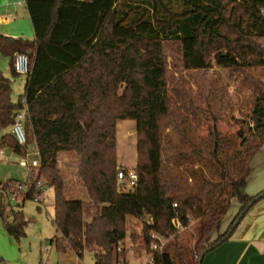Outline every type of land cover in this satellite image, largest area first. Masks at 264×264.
<instances>
[{
	"label": "trees",
	"instance_id": "16d2710c",
	"mask_svg": "<svg viewBox=\"0 0 264 264\" xmlns=\"http://www.w3.org/2000/svg\"><path fill=\"white\" fill-rule=\"evenodd\" d=\"M26 7L34 39L0 33V54L10 59L13 75L17 54H27L31 64L16 103L12 81L0 75V132L11 129L26 99L29 145L40 154L30 179H44L54 189L58 250L80 258L92 253L95 264L125 262L128 251L120 245L134 218L142 222L150 264H200L206 248L225 242L218 245L232 225L207 240L219 232L233 200L241 213L255 198L243 190L264 147V82L253 75L264 71V0H26ZM169 45L178 46L185 70H227L237 75L239 90L253 93L251 112L238 119L235 134L216 126L201 134L211 102L205 109L185 88H173L171 96ZM221 113L212 115L215 122ZM126 120L138 128L139 182L124 192L118 189L116 133ZM28 147L11 132L0 138V150L23 155ZM62 154L77 158L87 201L68 198ZM8 182L22 183L2 186ZM37 193L33 187L18 209L0 196V219L11 237L25 236L28 222L19 207ZM173 219L185 230H177ZM196 226L197 235L187 241L186 232ZM152 232L168 240L162 249H153L160 241Z\"/></svg>",
	"mask_w": 264,
	"mask_h": 264
},
{
	"label": "rangeland",
	"instance_id": "374dc122",
	"mask_svg": "<svg viewBox=\"0 0 264 264\" xmlns=\"http://www.w3.org/2000/svg\"><path fill=\"white\" fill-rule=\"evenodd\" d=\"M22 1L26 2V0H0V18L8 5H15ZM23 18H25V20H22ZM17 20L18 21H12L11 24L0 22V33L12 38H15V36H12V34H15L17 35L16 38L33 40L34 29L26 8V3H24L23 7L19 10ZM30 35L32 36L30 37ZM6 58L7 57L3 55L0 57V75L8 77L12 81V99L18 102L20 96H22L25 91L27 77L14 76L9 69L10 61L9 64L5 63L8 61ZM181 59L182 56L178 46L169 45L166 49V62L168 85L171 96H175L173 88L175 91L180 88H185L187 94L196 98L199 103L202 102L201 106L205 109H207L208 105L206 103L207 99L211 102L212 113L204 118V124L199 130L201 134H207L209 129L214 126H216L222 134H235L240 129V124L237 122L238 119L246 118L248 113L251 112L252 104L250 100L253 97V93L249 92L246 88L239 90V86L235 83V77L237 75H235L234 78L230 77L227 70L214 68L211 70L189 71L183 68ZM253 75L261 80V82H264V71H254ZM217 88L218 91H213V89ZM220 89L222 91H219ZM213 92H215V95L212 94ZM197 96H200L201 101L198 100ZM214 96L215 100H213ZM226 101H230L232 104L238 103V110L233 111L229 109L232 105L230 103L223 107L222 102L226 104ZM220 112L222 113L218 121L215 122L212 115H216ZM8 130L11 132L10 128ZM4 133V131L0 132V138ZM116 136L118 170L122 168L128 171H137L139 160V133L136 122L130 120L118 122ZM262 148L255 154L254 161L252 162V170H256L253 173V177L258 176V172L264 170V150ZM27 152L29 157H34L37 152L35 144H30ZM24 155L25 154L22 156ZM19 162V155L4 150V157H0V187L10 180H27L26 178L30 176V173L28 169L21 167ZM59 167L66 177L68 198L87 201V195L76 177L78 170L77 158L75 156L62 154L59 158ZM119 190L122 191V189ZM246 190V192H248V189ZM54 196V189L47 185L45 199L42 204H38L33 200H27L24 204H21L19 208L22 210L28 224L25 228V236L19 240L8 234L0 219V255H3V257L0 258V264H50L51 253H62L58 250L56 243L61 235L52 221L54 216ZM11 205L18 209V207H16L17 203H11ZM239 216L240 214H236L232 222L234 223ZM142 226L141 220L130 218L128 220L129 234L127 240L120 245L122 250L128 251L127 262L131 264H148L152 259L151 254L148 253L145 248L144 240L141 239ZM196 230L197 226L188 229V232L185 234L187 241L191 240V235H197ZM222 230L221 226L219 231L222 232ZM216 232L217 231L213 232L208 237V242L218 238L219 234ZM131 235L138 238L136 243L131 240ZM167 242L168 240H165L166 244ZM85 259L86 262L89 263L92 260L88 252L85 253Z\"/></svg>",
	"mask_w": 264,
	"mask_h": 264
},
{
	"label": "crops",
	"instance_id": "0c3cea01",
	"mask_svg": "<svg viewBox=\"0 0 264 264\" xmlns=\"http://www.w3.org/2000/svg\"><path fill=\"white\" fill-rule=\"evenodd\" d=\"M22 7H18L17 3L15 5H8L7 9L0 18V22L11 24L12 21H18L17 17L19 10ZM22 20H25V18ZM12 36H15V38L17 37L15 34H12ZM31 36L32 35H30V37ZM0 57H2L1 54ZM6 59H8V61L5 63L9 64L10 59ZM12 101L14 103L17 102L13 99ZM4 132L5 133L1 136V138L5 134L9 133V130ZM262 149L264 150V148ZM6 150L15 153L11 149ZM19 156L21 160L22 155ZM255 171L256 170H251L250 176L247 180V185L244 189V194L250 197H256L264 192V170L259 171L258 176L253 177V173ZM28 177L26 179H28ZM246 189H248V192H246ZM240 209L241 204L238 200L234 199L232 207L222 223V232L219 231L216 233L219 235L226 233L229 227L233 225L232 220L236 214L240 213ZM10 221H12V219H10ZM215 240L216 239L213 241ZM51 255L50 264H95L92 253H89V256L92 258L90 263L86 262L85 254L83 255V258H80L75 252L70 250L66 253H51ZM1 257H3V255H0V258ZM150 262L148 264H150ZM120 264L131 263L127 262L126 259L125 262ZM202 264H264V196L248 210L238 226L234 229L230 238L206 254Z\"/></svg>",
	"mask_w": 264,
	"mask_h": 264
},
{
	"label": "built area",
	"instance_id": "2783aa9c",
	"mask_svg": "<svg viewBox=\"0 0 264 264\" xmlns=\"http://www.w3.org/2000/svg\"><path fill=\"white\" fill-rule=\"evenodd\" d=\"M26 2H19L17 4L18 7H22ZM14 69L18 76L29 77L31 73V64L30 59L27 54H17L14 59ZM20 104L22 105V109L16 113L14 117V123L11 127V133L17 140V143L20 146H29L28 135L26 132V122H27V115L29 111V107L27 104L26 99H21ZM4 151L0 150V157L3 158ZM20 166L23 168L28 169L29 173L32 170L37 169L40 167V154L37 150L36 155L34 157H29L28 152L25 153L24 156L21 157L19 162ZM139 182V173L136 170H124L120 168L118 170V188L122 189V191H129L137 187ZM35 188L38 191L37 195L32 199L38 204H42L45 199V190L47 187V181L42 180H31L30 176L27 180L22 181V183L12 184L7 183L5 187H0V196L7 200L9 203H17L20 204L22 200L25 198V194L29 193L32 188ZM173 226L179 230L184 231L185 228L182 227L181 223L178 219L172 220ZM151 237L154 240L160 241V247L155 244L153 249H162L166 244L164 240H161L157 233L152 232Z\"/></svg>",
	"mask_w": 264,
	"mask_h": 264
},
{
	"label": "water",
	"instance_id": "95a60500",
	"mask_svg": "<svg viewBox=\"0 0 264 264\" xmlns=\"http://www.w3.org/2000/svg\"><path fill=\"white\" fill-rule=\"evenodd\" d=\"M263 196H264V192L262 194H260L259 196L255 197L254 200H253V202L249 203L246 206V208L240 213L239 218H237V220L233 223L232 227L229 229L228 233L225 235V237L222 239V241L221 242H218V245L230 238V236L232 235L234 229L238 226V224L240 223V221L242 220V218L245 216V214L248 212V210L253 206V203L256 202V201H258L259 199H261ZM214 247L215 246H210V247L206 248L200 254V257H199V263L200 264L203 263V259L206 256V254L208 252H210Z\"/></svg>",
	"mask_w": 264,
	"mask_h": 264
}]
</instances>
